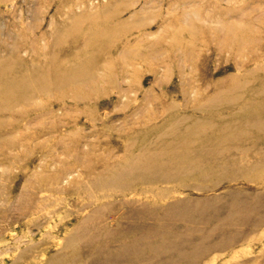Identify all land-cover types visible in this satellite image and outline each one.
I'll return each mask as SVG.
<instances>
[{"label": "rangeland", "instance_id": "1", "mask_svg": "<svg viewBox=\"0 0 264 264\" xmlns=\"http://www.w3.org/2000/svg\"><path fill=\"white\" fill-rule=\"evenodd\" d=\"M95 47L0 110V264H264V0H0L5 70Z\"/></svg>", "mask_w": 264, "mask_h": 264}, {"label": "bare ground", "instance_id": "2", "mask_svg": "<svg viewBox=\"0 0 264 264\" xmlns=\"http://www.w3.org/2000/svg\"><path fill=\"white\" fill-rule=\"evenodd\" d=\"M106 35L107 32L103 31H98V33L95 34V36L103 38L106 37ZM94 38V36L88 37L86 43H90V41ZM100 49H97L96 47L93 48V53L82 59L81 64L79 62H73L74 64L71 62L69 66H66L63 69H55L54 71L52 70V68L49 69V67L46 69H38L37 67H32L29 69L25 68L23 70H19V68L14 65H6V67H10V69L7 68V70H5L2 68V66H0V110L5 109L7 106L14 104L19 100L27 101L28 98L32 97L36 93L45 91L47 88H50L52 86L61 87L68 83H71L73 85L71 88L73 95L85 98L87 96L86 92L83 91L80 85L74 84L76 80H78L79 83H82L84 82V80H87L89 78L88 67L100 61ZM0 63L2 62L0 61ZM249 122H247L246 120L239 121L240 125H242L244 128L243 133L246 132L247 134H249L250 132L247 131V128L251 127L252 125L257 128L264 126V120L260 121L258 119H251V121ZM225 135L226 138H228L226 140H230V142L236 141V139L230 137V133ZM188 143L189 142L184 141V143L180 144L179 146L169 148L170 150H168L167 152H159L160 155L164 154V156L170 158V161H165V163L177 172L186 173L189 170L194 171L195 167L198 168L199 162L197 161H201L200 159L192 162L185 159H173L176 157V154L181 156L189 155V153L187 152V149H190ZM211 147L213 146L211 145ZM202 155L211 157L216 156L214 150L207 151L205 150V148H200L198 156L201 157ZM150 166L149 164L141 163L137 165L135 169L141 170L145 169V167L151 169ZM135 169L127 168L126 170L119 172V178H128L129 176H131L132 172H134ZM123 250H127L129 252L130 250H132V248L125 246L123 247ZM69 257L71 256H68V258ZM131 259L133 261L137 260V258L134 256ZM104 264H107V262H105Z\"/></svg>", "mask_w": 264, "mask_h": 264}]
</instances>
